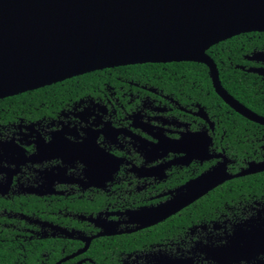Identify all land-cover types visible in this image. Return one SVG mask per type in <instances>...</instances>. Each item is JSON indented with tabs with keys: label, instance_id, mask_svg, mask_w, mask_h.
Segmentation results:
<instances>
[{
	"label": "flooded vegetation",
	"instance_id": "1",
	"mask_svg": "<svg viewBox=\"0 0 264 264\" xmlns=\"http://www.w3.org/2000/svg\"><path fill=\"white\" fill-rule=\"evenodd\" d=\"M239 54L229 67L264 81V42ZM157 63L167 62L66 78L98 72L44 111L31 104L10 114L0 103V264H264L262 192L251 204L182 222L183 211L218 185L264 170L226 179L146 225L145 209L220 162L229 174L264 162L263 128L254 135L258 156L239 159L222 145L227 133L216 131L215 111L149 76ZM210 81L227 115L245 117L235 108L242 105L264 117L220 83L225 101L211 74ZM204 147L212 156L200 159Z\"/></svg>",
	"mask_w": 264,
	"mask_h": 264
},
{
	"label": "water",
	"instance_id": "2",
	"mask_svg": "<svg viewBox=\"0 0 264 264\" xmlns=\"http://www.w3.org/2000/svg\"><path fill=\"white\" fill-rule=\"evenodd\" d=\"M250 31H264V0H0V98L105 67L195 61L209 68L215 91L228 101L206 50ZM235 108L264 125V117ZM211 156L204 147L198 158ZM260 170L264 162L229 174L220 162L145 209L146 225L226 179Z\"/></svg>",
	"mask_w": 264,
	"mask_h": 264
},
{
	"label": "trees",
	"instance_id": "3",
	"mask_svg": "<svg viewBox=\"0 0 264 264\" xmlns=\"http://www.w3.org/2000/svg\"><path fill=\"white\" fill-rule=\"evenodd\" d=\"M262 42H264V32H243L219 41L206 50L216 64L221 85L236 93L243 102L257 112H264V81L258 77V83H255L257 77L254 74H246L239 69L229 67V61L236 62L241 49L248 51ZM135 67L145 68L144 65ZM134 70L136 71L137 68ZM146 71L151 72L150 77L159 76L164 79L167 87L175 86L180 88L182 93L191 95L211 114L215 111L216 131L222 133L224 129L226 130L227 137L224 135L221 143L222 145L227 143L231 154L237 155L239 159L247 154L252 157L258 156V152L254 153L257 150L254 135L257 128L258 132L259 128H263L261 133L264 135V125L235 113L226 114V105L212 89L210 71L204 63L195 61L157 63L148 67ZM97 74L98 72L86 73L76 78L65 79L49 86L5 97L0 99V103L7 107L8 112L18 108L31 109V104H35L39 111H44L50 102H54L55 105L61 97L72 92L74 88L82 89L88 86L93 81L91 79L98 78ZM258 191L264 195V172L227 180L191 203L189 205L191 209L183 211L182 222L185 223L193 218L202 221L209 215L216 217L225 211L224 207L227 205L251 204L253 200L258 201ZM155 230L159 233V226L155 227Z\"/></svg>",
	"mask_w": 264,
	"mask_h": 264
}]
</instances>
